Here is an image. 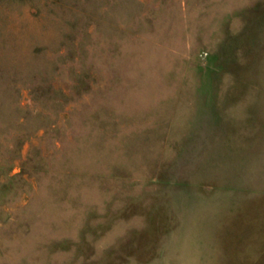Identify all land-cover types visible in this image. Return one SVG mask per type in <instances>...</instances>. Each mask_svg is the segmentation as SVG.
I'll return each mask as SVG.
<instances>
[{
	"label": "rangeland",
	"instance_id": "1",
	"mask_svg": "<svg viewBox=\"0 0 264 264\" xmlns=\"http://www.w3.org/2000/svg\"><path fill=\"white\" fill-rule=\"evenodd\" d=\"M0 264H264V0H0Z\"/></svg>",
	"mask_w": 264,
	"mask_h": 264
}]
</instances>
